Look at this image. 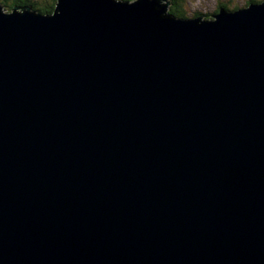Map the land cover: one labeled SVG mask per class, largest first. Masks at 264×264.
Returning a JSON list of instances; mask_svg holds the SVG:
<instances>
[{"label": "water", "instance_id": "95a60500", "mask_svg": "<svg viewBox=\"0 0 264 264\" xmlns=\"http://www.w3.org/2000/svg\"><path fill=\"white\" fill-rule=\"evenodd\" d=\"M0 3V264H264V2Z\"/></svg>", "mask_w": 264, "mask_h": 264}, {"label": "trees", "instance_id": "16d2710c", "mask_svg": "<svg viewBox=\"0 0 264 264\" xmlns=\"http://www.w3.org/2000/svg\"><path fill=\"white\" fill-rule=\"evenodd\" d=\"M123 1H134V0H123ZM170 3L169 14L176 18L181 19H192L197 17H207L210 16V13H201L195 12L192 15H188L187 8L185 4L187 0H167ZM264 0H261L258 3H262ZM1 6L4 11L11 12L15 7H32V9L43 15H51L56 9V0H0ZM220 9H226L225 7L218 8L216 14ZM228 10V9H226ZM232 11V10H228ZM235 11V10H234Z\"/></svg>", "mask_w": 264, "mask_h": 264}, {"label": "rangeland", "instance_id": "374dc122", "mask_svg": "<svg viewBox=\"0 0 264 264\" xmlns=\"http://www.w3.org/2000/svg\"><path fill=\"white\" fill-rule=\"evenodd\" d=\"M224 1H227L229 3V6H230L229 9L232 11L234 9L232 6L244 5V3L246 2V0H187L185 7L187 8L186 10L188 11L189 16L195 12L212 13L216 10L217 5ZM169 6L167 9L168 13H169ZM240 8L242 9V7ZM5 12L8 13V11H5Z\"/></svg>", "mask_w": 264, "mask_h": 264}, {"label": "flooded vegetation", "instance_id": "af4514ba", "mask_svg": "<svg viewBox=\"0 0 264 264\" xmlns=\"http://www.w3.org/2000/svg\"><path fill=\"white\" fill-rule=\"evenodd\" d=\"M260 1H261V0H260ZM260 1H258V0H246V2L244 3V5H234V6H232V7L234 8L233 11H234V10H238L240 7H242V8H246V7H248L249 5L254 4V3H258V2H260ZM220 7H225L226 9L230 10V9H229L230 6H229V3H228L227 1L221 2V3H219V4L217 5L216 10H215L214 12L210 13V16H208L207 18H208V19H212V18L216 15V12H217L218 8H220ZM240 9H241V8H240Z\"/></svg>", "mask_w": 264, "mask_h": 264}]
</instances>
